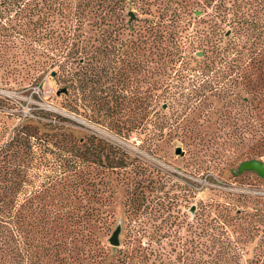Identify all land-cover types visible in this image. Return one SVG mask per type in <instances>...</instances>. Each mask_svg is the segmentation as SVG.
<instances>
[{
  "label": "trees",
  "instance_id": "16d2710c",
  "mask_svg": "<svg viewBox=\"0 0 264 264\" xmlns=\"http://www.w3.org/2000/svg\"><path fill=\"white\" fill-rule=\"evenodd\" d=\"M135 2L0 0V87L25 90L54 67L61 77L72 67L79 88L67 94L61 87L63 106L124 138L135 135L150 151L165 129L190 132L203 150L197 123L180 119L199 110L206 116L208 99L218 96L226 108L219 122L234 128L231 144L241 147L242 103L252 99L242 101V92H264V0H139L149 16L142 18L129 9ZM192 22L207 25L189 30ZM142 63L147 93L120 92ZM214 64L228 68L216 83ZM165 108L174 109V119ZM16 109L0 94V264H98L114 181L124 186L129 232L114 247L116 264H242L237 240L224 235L226 219L235 218L227 206L187 220L178 207L186 184L159 172L148 181L144 162L99 136L77 135L58 112ZM243 117L254 126L250 107ZM148 183H155L153 198ZM173 187L184 192L170 195ZM149 218L159 221L155 232ZM163 222H186L189 236H176L178 229L167 239Z\"/></svg>",
  "mask_w": 264,
  "mask_h": 264
},
{
  "label": "rangeland",
  "instance_id": "374dc122",
  "mask_svg": "<svg viewBox=\"0 0 264 264\" xmlns=\"http://www.w3.org/2000/svg\"><path fill=\"white\" fill-rule=\"evenodd\" d=\"M134 4L129 3L131 9L139 18L149 17L140 13L139 0ZM132 7V8H130ZM203 18L208 20L210 9L206 8ZM204 27L207 23L194 24L189 23L186 27L190 30L195 27ZM88 28V27H87ZM91 30V29H89ZM145 64L142 63L139 72H133L128 82L124 84L125 88L119 90L128 95H145L148 91V79ZM211 79L214 83L216 80H223V76H227L228 68L219 64L212 65ZM56 75H50L48 71L39 83L31 85L28 89L17 90L7 87H0V94L11 98L17 103L16 112L23 115L28 113L31 105H38L44 109L58 112L68 117L74 123H71L77 135L93 134L99 136L119 147L125 149L131 156H136L144 162L148 168V181L158 179L159 173H165L173 177L174 181L180 184H186L190 189L185 191L186 200L179 199L182 213L188 214V219L202 210H211V215L219 211L217 205H225L232 219L225 221V237L232 241L237 240V245L241 249H235L242 259V264H264V176L259 175L253 170H240L242 162L247 160H259L264 162V92L256 91L252 94L242 92V101L248 96L251 104L243 106L242 103V146L234 148L231 138L233 127L222 125L218 117L220 112L226 108L222 105L223 101L218 96H211L210 111L204 116V111L182 115V122L189 120L195 121L196 127L194 133L202 137L205 144L203 150H199V146H194L189 136L190 132H179L164 130L163 138L159 139L157 146L153 151L147 150L142 146L141 140L135 135L131 138H124L114 132L112 129L102 123L90 120L84 114L78 115L68 111L64 106V100L67 94L78 91L79 82L74 76L73 68L69 67L64 76H60L58 67L53 68ZM61 87L68 89L67 94H56V90ZM122 85H118L120 89ZM247 99V97H246ZM250 107L254 126L247 127L244 123V111ZM202 109V108H201ZM203 113V114H202ZM164 114L174 119V109L165 108ZM193 133V136H194ZM189 135V136H188ZM199 140V139H198ZM197 140V141H198ZM176 147H181L183 154H176ZM114 193L108 206L105 207L109 216V229L104 234L103 254L99 258L98 264H116L117 252L109 243V237L116 227L120 226L119 246L128 238V213L125 204L126 193L124 186L117 184L116 181ZM155 183H148V193L150 198L155 195ZM167 184L165 191L169 189ZM173 187L170 195L173 193L182 194ZM211 207V208H210ZM217 209V210H215ZM211 218V217H210ZM208 218V219H210ZM182 220V219H179ZM148 229L151 232L157 230L159 221L148 219ZM163 234L166 238L173 237L174 230L179 229V237H188L186 231V222L181 228L170 226L169 222L162 223ZM215 236H219L216 234ZM223 237V236H222ZM235 244V243H234ZM118 246V247H119Z\"/></svg>",
  "mask_w": 264,
  "mask_h": 264
},
{
  "label": "water",
  "instance_id": "95a60500",
  "mask_svg": "<svg viewBox=\"0 0 264 264\" xmlns=\"http://www.w3.org/2000/svg\"><path fill=\"white\" fill-rule=\"evenodd\" d=\"M198 13V11H197ZM129 16L131 18L134 17V14L132 11H129ZM197 55H200V52L197 53ZM55 72L53 71L51 73V75H54ZM66 89L65 88H60V89H57L56 90V94L57 95H60L61 92H65ZM175 153L176 154H183V151L181 149V147H176L175 149ZM240 170H253L255 172H257L259 175L261 176H264V162L262 161H259V160H247V161H244L241 163L240 165ZM119 232H120V226L118 225L116 227V229L112 232L111 236L109 237V243L114 246V247H118L119 244H120V241H119Z\"/></svg>",
  "mask_w": 264,
  "mask_h": 264
}]
</instances>
